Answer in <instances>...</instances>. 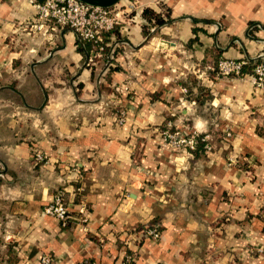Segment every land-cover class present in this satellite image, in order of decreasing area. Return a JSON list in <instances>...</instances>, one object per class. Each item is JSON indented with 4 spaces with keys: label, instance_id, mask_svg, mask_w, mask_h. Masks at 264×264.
Segmentation results:
<instances>
[{
    "label": "crops",
    "instance_id": "crops-1",
    "mask_svg": "<svg viewBox=\"0 0 264 264\" xmlns=\"http://www.w3.org/2000/svg\"><path fill=\"white\" fill-rule=\"evenodd\" d=\"M36 1L0 0V224L17 264H264V90L252 73L212 77L218 53L264 63V0L121 6L101 69L73 31L39 30ZM146 8L174 20L149 39ZM192 72L209 105L188 101ZM171 121L211 150L166 146ZM59 193L67 227L45 214Z\"/></svg>",
    "mask_w": 264,
    "mask_h": 264
},
{
    "label": "built area",
    "instance_id": "built-area-1",
    "mask_svg": "<svg viewBox=\"0 0 264 264\" xmlns=\"http://www.w3.org/2000/svg\"><path fill=\"white\" fill-rule=\"evenodd\" d=\"M36 7L38 11L37 27L39 30L44 28V26H51L52 30L69 29L81 41L98 45L99 49L96 53L99 57L103 54L104 43L108 42V36L114 34L117 27L121 25L120 12L114 14L111 9L93 7L79 0H45L42 4H36ZM106 46L112 49L111 58L113 59L117 48H113L108 43ZM246 65V61L220 60L218 64V77L242 76V69ZM251 79L255 86L264 90V64H257L255 66ZM185 93H187L186 90ZM124 121L125 116L119 120L121 124H124ZM162 135L166 146L174 149L181 148V150L191 153L196 148V137L200 134L187 135L182 130L175 129L171 121L167 123V129ZM206 149L208 151L211 150L208 145ZM35 160L44 164L49 161L45 154L40 151L35 153ZM45 214L58 220L63 227L68 226L70 221L69 208L64 202L62 194L55 196L54 201L45 209ZM149 236L157 241L160 239L161 234L157 229H151L149 230ZM39 264H52V259L49 256H45ZM84 264L96 263L86 261ZM124 264H134V258L128 256Z\"/></svg>",
    "mask_w": 264,
    "mask_h": 264
},
{
    "label": "trees",
    "instance_id": "trees-1",
    "mask_svg": "<svg viewBox=\"0 0 264 264\" xmlns=\"http://www.w3.org/2000/svg\"><path fill=\"white\" fill-rule=\"evenodd\" d=\"M45 0H37L35 3L36 4H42L44 3ZM142 17L145 20V24L143 25V33L147 39L151 38L152 34L160 27L166 26L171 24L174 20L172 17V12L170 10H163L162 12H157L154 9L151 8H146L142 12ZM197 23V21H195ZM199 30L195 29V34ZM115 34H118V30L116 29L114 31ZM119 35V34H118ZM198 41V38H195L194 40H191L189 44H192L194 42ZM107 42V41H106ZM104 43L105 48L103 51V56L101 58V64H100V69L108 64L109 62L113 63V60L111 58L112 56V49L108 46H106L107 43ZM78 49L81 53L85 54V56H89L92 52H97L99 47L98 45H95L94 43L91 42H84V41H79L78 42ZM117 53V52H115ZM219 56L220 53L217 55V62L214 65V70L212 73V77L215 76V74H218V64H219ZM104 63V64H103ZM255 66L252 62L247 63L246 66L243 67L242 69V75L246 73H253ZM118 69V68H117ZM96 73L93 72V78L95 77ZM180 84L187 89V99L188 101L195 102L198 106L204 107L206 105H209L212 100L211 92L208 90L205 86L201 85L200 81L195 79L193 76H189L188 78H185L184 80L180 81ZM197 88L198 92L195 93L194 89ZM202 111V110H201ZM193 126V125H191ZM207 138V135L205 134H200L196 137V148L194 151L191 153L193 155L198 156L199 154H205L206 152V146L208 145V141L204 139ZM37 166H43L44 163L36 162ZM60 194V193H59ZM64 199V196H63ZM65 202V200H64ZM151 229H157L159 232L158 226H150L149 230ZM7 228L4 225L0 224V264H17L18 263V258L15 254V244L9 243L7 241ZM133 257V256H132ZM134 258V257H133Z\"/></svg>",
    "mask_w": 264,
    "mask_h": 264
},
{
    "label": "rangeland",
    "instance_id": "rangeland-1",
    "mask_svg": "<svg viewBox=\"0 0 264 264\" xmlns=\"http://www.w3.org/2000/svg\"><path fill=\"white\" fill-rule=\"evenodd\" d=\"M139 0H122L118 5H116V6H114L113 8H111V11H113V13L115 14V13H117V12H119L120 10H122V9H120L121 8V6H125V7H127V8H131V9H133V4H135V3H137ZM124 7V8H125ZM123 8V7H122ZM120 27V26H119ZM119 27H117V29L119 28ZM116 55V54H115ZM115 55H114V57H115ZM261 64H264V63H261ZM218 72V71H217ZM189 76H193L195 79H196V75H193V72L192 73H190V74H188L186 77H183V79H181V80H184V78H188ZM216 76L218 77V74H216ZM218 78H220V77H218ZM180 80V81H181ZM198 80H200V79H198ZM114 92H116V89L114 90ZM117 93V92H116ZM186 95H187V93H186ZM123 112H121V113H119V116H121V117H123V116H125L126 117V113L124 112V110H122ZM208 114H210V112H206V111H204V109L202 110V111H198L197 112V115H198V117H207V115ZM211 117H214V115L212 114L211 115ZM187 123H190L191 125H193V121H191V122H187ZM172 148V147H171ZM175 149H178V148H175ZM178 150H181V148H179Z\"/></svg>",
    "mask_w": 264,
    "mask_h": 264
},
{
    "label": "water",
    "instance_id": "water-1",
    "mask_svg": "<svg viewBox=\"0 0 264 264\" xmlns=\"http://www.w3.org/2000/svg\"><path fill=\"white\" fill-rule=\"evenodd\" d=\"M93 7H100L104 9H111L118 5L122 0H79Z\"/></svg>",
    "mask_w": 264,
    "mask_h": 264
}]
</instances>
